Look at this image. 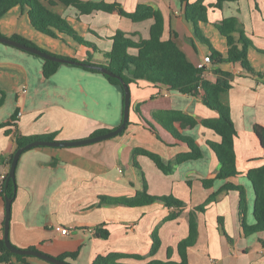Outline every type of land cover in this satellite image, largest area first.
<instances>
[{
  "label": "crops",
  "instance_id": "obj_1",
  "mask_svg": "<svg viewBox=\"0 0 264 264\" xmlns=\"http://www.w3.org/2000/svg\"><path fill=\"white\" fill-rule=\"evenodd\" d=\"M119 3L127 12H135L138 5L159 10L164 19L163 41L175 42L194 66H199L209 47L195 36L192 25L185 19L179 0H83ZM198 0H190L195 3ZM217 0H205L209 7V23L200 24L202 34L225 57L228 45L216 24L236 19L249 47L248 61L255 74L240 65H213L206 68L204 78L216 82L227 79L231 89L220 95L230 108L231 119L237 131L234 147L237 170L230 180L246 194V210L241 218L239 191L224 193L216 202L197 213L198 238L188 249L190 264H264V231L245 235L243 223L254 226L256 195L248 171L264 165V149L254 132L255 126H264V0H237L215 8ZM48 4V0H44ZM62 15L80 24L82 36L88 42L96 37L101 51L112 48L111 38L123 31L135 41L147 40L154 20L133 23L129 19L103 12L79 15L58 3L52 7ZM56 12V11H55ZM79 17V18H78ZM79 19V20H78ZM90 30L95 32L91 33ZM2 36H22L38 47L59 55L72 56L79 61L92 55L85 46L72 45L69 39L53 40L38 34L26 21L22 9L15 8L0 20ZM239 34H235L238 38ZM70 46V48L68 47ZM93 56L101 62L97 51ZM131 53H136L132 50ZM44 60L30 53L0 43V176L9 174L8 160L18 150V136L54 135L56 142L79 141L94 137L101 129L115 130L123 120L124 93L120 86L111 84L102 74L83 67L61 64L50 78L43 74ZM219 71L229 73L224 76ZM129 126L123 134L98 143L77 147H36L23 153L16 169V197L11 204L10 240L19 249L36 251L59 258L78 252L76 258H67L70 264H93L99 256L111 253L139 255L143 260L122 259L124 264H145L152 260L180 262L179 243L189 235V212L205 204L227 182L215 181L205 188L202 181L215 177L219 161L209 146L221 138L202 124L190 129L176 128L184 137L192 138L203 157L175 166L169 174L163 173L146 156H135L137 148L158 154L165 163L179 154L190 151L163 125L155 121L154 113L180 111L198 122L214 119L218 114L197 97L156 87L148 81L132 83ZM17 114V125L1 128ZM21 114V115H20ZM155 129V131L152 130ZM6 162L1 164V159ZM137 162L141 170L135 167ZM144 174V175H142ZM143 176L149 194L162 197L172 195L186 203L182 215L164 222L170 210L161 202L146 207H99L101 197H135L143 185ZM6 218V201L0 196V238ZM63 226L70 230L63 235L55 230ZM158 228L161 246L150 257L153 234ZM100 231H108L103 239ZM231 239V240H230ZM28 264H52L37 257ZM13 260V264H27Z\"/></svg>",
  "mask_w": 264,
  "mask_h": 264
},
{
  "label": "trees",
  "instance_id": "obj_2",
  "mask_svg": "<svg viewBox=\"0 0 264 264\" xmlns=\"http://www.w3.org/2000/svg\"><path fill=\"white\" fill-rule=\"evenodd\" d=\"M237 0H217L214 5L215 8L221 9L226 2H234ZM58 3L64 5L67 8H74L79 12V15H91L94 12H103L110 15H118L120 17L129 19L133 23H140L146 20H154V24L150 30V37L147 40L135 41L130 35L123 31H117V33L111 38L113 41L111 50L105 52L100 51L95 45L91 44L85 38L76 31L68 19L64 16L54 12L52 7ZM49 5L43 4L40 0H0V20L8 15L15 8L22 9L23 15L27 23L40 35L51 38L53 40L69 39L75 46H85L95 52L101 54V62H96L91 54H88L86 60L79 61L72 56H59L50 53L40 47H38L32 41L15 35L10 39L16 40L29 47H35L52 55L60 58L82 62L86 66H81L83 69L102 74L111 84L120 86L124 93L122 82L116 78L104 74L99 68H106L117 77L122 78L123 82L127 85L136 83L138 81H148L153 83L156 87L165 86L171 91H177L184 95H190L197 97L201 102L209 109L215 111L218 114L217 118L204 119L198 122L194 117L189 116L180 111H162L160 113H154V119L165 127L177 141L186 143L190 149L187 153L179 154L173 161L165 163L163 159L156 153L147 151L145 149L137 148L134 151L135 156H146L151 159L156 166L165 174H169L173 171L175 166L180 165L189 160H198L203 157V153L195 141L190 137L182 136L176 124H179V128L192 129L199 123L205 128L213 130L220 136L221 142H210L209 146L216 155L220 169L218 174L210 179L203 180L202 183L205 188L213 186L215 181L221 180L227 183L203 205L192 209L189 212V235L182 240L178 245V251L181 257L180 262L171 261V250L168 252V261L152 260L145 264H190L187 257L188 249L193 247L198 238V221L197 213L205 212L206 206L211 202L219 200L220 196L224 193L231 191H239L241 197V218H244L246 210V194L245 191L235 186L231 182L239 176L236 162L237 156L234 147L235 137L237 131L234 123L231 119L230 108L223 104L220 100V95L229 91L232 87L231 82L227 79H219L216 82L206 80L204 78L206 68H199L189 62L186 55L181 51L174 38L171 40L163 41L164 32V19L159 10H155L147 5H138L135 12H127L123 6L119 3H106V2H91L83 0H49ZM181 10L185 19L192 25L196 38L203 44L207 45L210 50L211 64L213 65H240V67L248 73L255 74V71L251 68L248 61L249 47L253 45L252 41L247 38L236 19L224 20L221 24H216L215 27L219 34L226 39L228 45V54L225 57L219 50H217L211 43V41L205 37L201 30L200 24L209 23L208 10L209 7L205 4V0H198L195 3H191L190 0H179ZM79 18V17H78ZM79 20V19H78ZM91 33L95 32L90 30ZM239 34L238 38H235V34ZM0 35L1 31H0ZM135 50L136 53H131ZM28 53V52H27ZM33 55V54H32ZM35 56V55H34ZM38 57V56H36ZM44 60L43 74L46 78L53 76L61 63ZM224 76L230 74L224 71H219ZM124 117V114H123ZM123 121V120H122ZM17 123V114L12 116L1 128H15ZM128 122L127 126H129ZM155 131L154 128H152ZM112 130L101 129L96 131L93 136H99L106 134ZM254 132L261 142L264 149V126H255ZM124 133V132H123ZM121 133V134H123ZM54 135L48 136H18L17 147L22 148L35 141H54ZM13 156L8 160V165L12 164ZM6 160L1 159V164H4ZM135 167L139 170L138 163L134 162ZM144 175V174H142ZM9 174L3 184L4 192L2 197L4 199H10L13 201L16 197L17 182L15 180H8ZM247 179L253 185L256 201L254 208V217L256 224L254 226H246L243 223L245 235H252L264 231V165L252 169L247 173ZM143 185L138 190L135 197H122L111 198L101 197L99 207L105 206H126V207H146L153 205L157 202H161L170 210L169 216L164 219V222L173 221L179 218L186 208V203L182 200L170 195V196H153L149 194V189L145 177L143 176ZM1 232L4 233V227ZM100 235L103 239L109 237L108 231H100ZM231 240V239H230ZM261 245L264 247V241H261ZM161 246V239L158 234V228L153 234V245L150 257L154 256ZM30 250H36L31 248ZM78 252L67 253L58 259L65 261L67 258H76ZM29 256L16 255L8 250L5 245L4 237L0 238V264H13V260L27 263ZM135 259L143 260L144 258L139 255H124L119 253H111L106 256L97 257L93 264H124L120 261L122 259ZM28 264V263H27Z\"/></svg>",
  "mask_w": 264,
  "mask_h": 264
},
{
  "label": "water",
  "instance_id": "obj_3",
  "mask_svg": "<svg viewBox=\"0 0 264 264\" xmlns=\"http://www.w3.org/2000/svg\"><path fill=\"white\" fill-rule=\"evenodd\" d=\"M0 43L14 47V48H17V49L25 51V52H28L30 54H33V55L38 56V57L45 59V60H49V61H53V62H57V63H61V64L86 66V64H84L82 62H77V61H72V60L60 58L58 56L52 55V54L45 52L43 50H40L38 48L29 47L23 43H20L16 40H13V39H10L8 37L1 36V35H0ZM99 70L101 72H103L104 74H107L111 77L118 78L123 84V88H124V117H123V121H122L121 125L118 128H116L115 130H112L106 134H102V135L92 137V138H88L85 140L68 141V142L35 141V142H32V143H30V144H28L22 148H19L14 154L12 164L10 167V171H9L8 180H15L16 179V169H17L19 159H20L21 155L28 150H31V149L36 148V147L66 148V147H77V146H82V145H89V144H94V143H98V142H101L104 140H108V139L117 137L121 133H123V131L127 127V124L129 122V117H130V106H131V90H130V87H129V85H127L123 82L122 78L117 77L116 75L111 73L106 68H99ZM5 201H6V218H5V222H4V242H5V245L10 252H12L13 254H16V255L37 257L39 259L45 260V261L52 263V264H70L66 261H62L58 258L49 256L45 253H42V252H39L36 250H30V249L23 250V249H19L16 246H14L11 243L10 236H9L12 201L10 199H5Z\"/></svg>",
  "mask_w": 264,
  "mask_h": 264
},
{
  "label": "built area",
  "instance_id": "obj_4",
  "mask_svg": "<svg viewBox=\"0 0 264 264\" xmlns=\"http://www.w3.org/2000/svg\"><path fill=\"white\" fill-rule=\"evenodd\" d=\"M211 64V59L210 56H206L203 60V62L198 66L199 68H207V66ZM21 115V114H20ZM7 175H1L0 176V196L3 195L4 188L3 184L6 179ZM55 230L63 235H68L70 233V230L68 228H65L63 226H57Z\"/></svg>",
  "mask_w": 264,
  "mask_h": 264
},
{
  "label": "rangeland",
  "instance_id": "obj_5",
  "mask_svg": "<svg viewBox=\"0 0 264 264\" xmlns=\"http://www.w3.org/2000/svg\"><path fill=\"white\" fill-rule=\"evenodd\" d=\"M42 3L44 2V0H40ZM49 1V0H48ZM44 4V3H43ZM46 5V4H45ZM47 5H49V4H47ZM68 10H71V11H75V9L74 8H68ZM56 11V13H58V14H60V15H62L60 12H58L57 10H55ZM54 11V12H55ZM76 12V11H75ZM62 16H64L65 18H67L68 19V21H69V23L71 24V26L76 30V31H78L81 35H83L82 33V31L80 30V24H76V23H74V22H72L70 19H69V17H68V11H67V15H62ZM50 42H55L56 44H58V42H57V40H50ZM70 42H71V44L73 45V42L70 40ZM90 43L91 44H93V45H95L96 46V48L98 49V50H102V47L99 45L101 42H99V40L96 38V37H94V40H92V41H90ZM69 48H70V46H68ZM92 51V55L94 56L95 55V53H94V51L93 50H91ZM154 196V195H153ZM168 196H170V195H168Z\"/></svg>",
  "mask_w": 264,
  "mask_h": 264
}]
</instances>
